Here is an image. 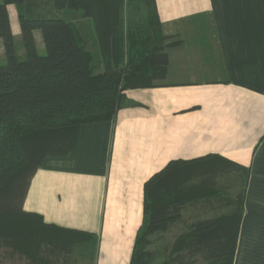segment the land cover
I'll use <instances>...</instances> for the list:
<instances>
[{"label": "crops", "instance_id": "0c3cea01", "mask_svg": "<svg viewBox=\"0 0 264 264\" xmlns=\"http://www.w3.org/2000/svg\"><path fill=\"white\" fill-rule=\"evenodd\" d=\"M154 4L164 37L158 47L169 60L165 78L126 91L114 120L81 125L73 156L44 159L23 211L94 235L75 248L74 264H129L145 182L169 162L218 156L248 171L233 264H264V0ZM64 14L102 72L92 20ZM117 38L123 64L125 34Z\"/></svg>", "mask_w": 264, "mask_h": 264}, {"label": "trees", "instance_id": "16d2710c", "mask_svg": "<svg viewBox=\"0 0 264 264\" xmlns=\"http://www.w3.org/2000/svg\"><path fill=\"white\" fill-rule=\"evenodd\" d=\"M129 2L144 10L145 20L137 31H126L125 60L120 64L117 36L122 34L118 26L123 0H1L0 40L6 63L0 65V251L16 254L25 264H69L75 248L94 240L93 234L46 225L40 216L23 211L30 181L43 160L73 156L81 125L114 120L127 101L126 91L157 87L166 76L169 60L163 46L158 47L164 37L154 0ZM11 5L23 59L16 55L7 9ZM65 12H81L92 20L102 72ZM36 30L45 55L37 53ZM153 38L155 48L148 50ZM239 171L246 172L248 182L247 169L207 156L169 162L147 180L143 219L129 264H190L196 257L206 264H233L247 185L233 212L192 217L188 229L161 251L149 247L171 232L186 203H223L213 198L217 181Z\"/></svg>", "mask_w": 264, "mask_h": 264}, {"label": "rangeland", "instance_id": "374dc122", "mask_svg": "<svg viewBox=\"0 0 264 264\" xmlns=\"http://www.w3.org/2000/svg\"><path fill=\"white\" fill-rule=\"evenodd\" d=\"M1 3V0H0ZM122 16L121 21L118 26L119 31L122 34H126V31H137L135 27L140 26L142 20L144 18V10L139 9L137 6L130 5L129 0H123V6L121 8ZM65 15V14H64ZM62 15V16H64ZM10 20L12 33L14 34L15 39V50L16 55L19 59L24 58V52L22 47V41L19 34L18 27V19L16 16V11L14 9H10ZM70 16V15H69ZM69 16H64L66 21H68ZM138 28V27H137ZM36 37V50L39 55H45V48L42 40V35L40 31L36 30L34 33ZM6 59L3 52L2 41L0 40V65H5ZM247 185V176L246 172L239 171L232 173L228 177H224L217 181V186L213 190V198H219L224 200L220 205L215 202L214 206H211L210 203L204 202L203 199L198 201H191L190 203H186L184 210L182 211L180 218L178 221L171 225V232H169L165 238L161 241H156L149 248L154 250L157 249L161 251L165 244L172 243L177 235L182 234V231L188 229L189 225L192 223V217L198 216L200 219L211 218L213 216H218L221 214H228L236 210L235 203L238 202L239 197L241 196V192L245 189ZM205 203V204H204ZM222 206V208L220 207ZM195 220V218H193ZM167 238V239H166ZM155 241V237L152 238ZM166 240V241H165ZM5 250L0 251V264H25L22 259H20L16 254L11 252L5 253ZM160 260V259H159ZM69 264H73L71 261ZM78 264H85L79 262ZM88 264V263H86ZM190 264H206V261L202 260L199 257H196Z\"/></svg>", "mask_w": 264, "mask_h": 264}]
</instances>
